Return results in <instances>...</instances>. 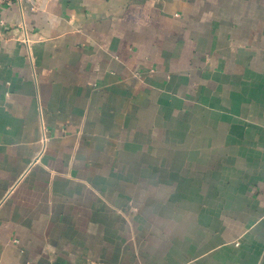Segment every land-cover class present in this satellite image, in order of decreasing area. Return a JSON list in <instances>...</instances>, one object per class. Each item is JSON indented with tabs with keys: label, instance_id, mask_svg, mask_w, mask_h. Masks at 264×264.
<instances>
[{
	"label": "crops",
	"instance_id": "1",
	"mask_svg": "<svg viewBox=\"0 0 264 264\" xmlns=\"http://www.w3.org/2000/svg\"><path fill=\"white\" fill-rule=\"evenodd\" d=\"M131 177L201 199V264H264V0L0 8V264H83Z\"/></svg>",
	"mask_w": 264,
	"mask_h": 264
},
{
	"label": "rangeland",
	"instance_id": "2",
	"mask_svg": "<svg viewBox=\"0 0 264 264\" xmlns=\"http://www.w3.org/2000/svg\"><path fill=\"white\" fill-rule=\"evenodd\" d=\"M132 178L98 204L99 218L86 223V234L67 237L63 244L77 243L68 258L83 264H201V215L185 214V204L200 210L201 199L159 198L169 192L167 185L136 184Z\"/></svg>",
	"mask_w": 264,
	"mask_h": 264
},
{
	"label": "built area",
	"instance_id": "3",
	"mask_svg": "<svg viewBox=\"0 0 264 264\" xmlns=\"http://www.w3.org/2000/svg\"><path fill=\"white\" fill-rule=\"evenodd\" d=\"M11 2V0H0V8L3 6V5H7Z\"/></svg>",
	"mask_w": 264,
	"mask_h": 264
}]
</instances>
